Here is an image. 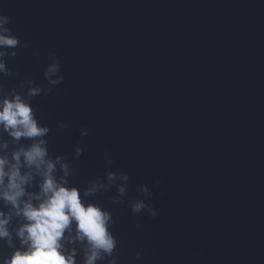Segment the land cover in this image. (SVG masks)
I'll use <instances>...</instances> for the list:
<instances>
[{"label": "water", "instance_id": "obj_1", "mask_svg": "<svg viewBox=\"0 0 264 264\" xmlns=\"http://www.w3.org/2000/svg\"><path fill=\"white\" fill-rule=\"evenodd\" d=\"M0 264H264V0H0Z\"/></svg>", "mask_w": 264, "mask_h": 264}]
</instances>
